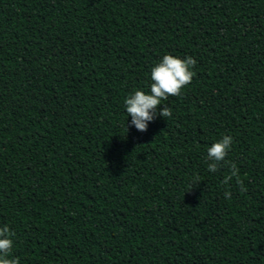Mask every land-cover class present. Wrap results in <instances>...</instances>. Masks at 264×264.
<instances>
[{"label":"trees","instance_id":"16d2710c","mask_svg":"<svg viewBox=\"0 0 264 264\" xmlns=\"http://www.w3.org/2000/svg\"><path fill=\"white\" fill-rule=\"evenodd\" d=\"M168 54L196 76L140 132ZM4 226L20 264H264V0H0Z\"/></svg>","mask_w":264,"mask_h":264},{"label":"clouds","instance_id":"9594fccd","mask_svg":"<svg viewBox=\"0 0 264 264\" xmlns=\"http://www.w3.org/2000/svg\"><path fill=\"white\" fill-rule=\"evenodd\" d=\"M196 64L197 61L192 56L185 59L171 54L163 56L162 60L151 69L150 92L146 94L142 90H136L124 102L127 115L131 117V125L140 132H146L149 122L154 121L157 116L171 118L172 109L165 105L158 111L159 106L169 96H182L184 89L196 76V72L193 71ZM232 144L233 138L225 135L207 149V159L211 161L208 164L209 171L216 172L222 164H230L227 157ZM239 171V168L231 163V174L225 177L224 183L227 184L235 177L241 191L246 192L243 181L239 179ZM196 179L199 180V177ZM225 196L230 199L231 192H227ZM14 236L15 233L8 226L0 228V264H20L19 258H12L15 246Z\"/></svg>","mask_w":264,"mask_h":264}]
</instances>
